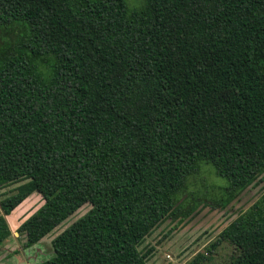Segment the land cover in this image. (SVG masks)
I'll list each match as a JSON object with an SVG mask.
<instances>
[{
  "label": "trees",
  "instance_id": "16d2710c",
  "mask_svg": "<svg viewBox=\"0 0 264 264\" xmlns=\"http://www.w3.org/2000/svg\"><path fill=\"white\" fill-rule=\"evenodd\" d=\"M202 162L226 181L216 208L264 175V0H0V188L21 182L0 201V248L6 216L38 192L24 247L91 207L35 264H147L145 237L208 202H179ZM225 242V264H264V193L184 264Z\"/></svg>",
  "mask_w": 264,
  "mask_h": 264
},
{
  "label": "rangeland",
  "instance_id": "374dc122",
  "mask_svg": "<svg viewBox=\"0 0 264 264\" xmlns=\"http://www.w3.org/2000/svg\"><path fill=\"white\" fill-rule=\"evenodd\" d=\"M129 7L139 6L141 0H126ZM191 13L185 11L178 15L181 24L188 23ZM186 47L179 45L177 47L175 65L183 78L190 81L192 62L187 57ZM195 55L194 53H192ZM198 54V53H197ZM206 85L217 84L221 78L216 71L205 70ZM198 81L201 73H193ZM202 81V77L199 79ZM133 104V110L139 111L145 109V101L141 98L136 99ZM21 182H15L0 188V201L7 195L15 192L16 187ZM226 181L220 177L212 165L200 163L197 170L191 174L186 182L185 188L179 195L180 201L193 195V199L209 197L207 203H201L189 215L172 219L171 216L165 217L156 228H154L139 245L143 252H149L150 255L147 264H184L190 260L196 253L203 252L206 247L216 239L218 233L225 228L237 215L248 208L264 193V175L259 178L257 183L250 185L237 197H235L225 208L213 207L211 197L220 194L221 186ZM189 200L188 204L192 202ZM178 202V203H179ZM44 200L38 192H34L30 197L18 205L6 219L11 228V235L4 241L0 248V264H35L41 262L53 255L52 239L73 223L76 219L86 213L91 205L86 203L78 208L69 217L57 225L51 232L46 234L40 241L29 247H24L25 237L19 233L20 224L36 209H38ZM187 204V206H188ZM2 213L0 207V214ZM232 246L223 243L218 246L211 255L209 264H225L232 251Z\"/></svg>",
  "mask_w": 264,
  "mask_h": 264
},
{
  "label": "crops",
  "instance_id": "0c3cea01",
  "mask_svg": "<svg viewBox=\"0 0 264 264\" xmlns=\"http://www.w3.org/2000/svg\"><path fill=\"white\" fill-rule=\"evenodd\" d=\"M32 194H33V193H32ZM32 194H31V195H32ZM29 197H30V196H28L26 199H24L23 202L26 201ZM23 202H21V203H23ZM21 203H20V204H21ZM20 204H19V205H20ZM17 207H18V206H17Z\"/></svg>",
  "mask_w": 264,
  "mask_h": 264
}]
</instances>
